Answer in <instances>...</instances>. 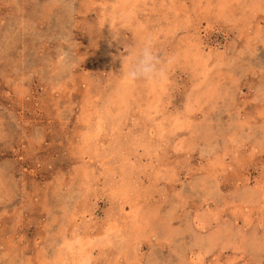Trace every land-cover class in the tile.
Instances as JSON below:
<instances>
[{"label": "rangeland", "instance_id": "obj_1", "mask_svg": "<svg viewBox=\"0 0 264 264\" xmlns=\"http://www.w3.org/2000/svg\"><path fill=\"white\" fill-rule=\"evenodd\" d=\"M0 264H264V0H0Z\"/></svg>", "mask_w": 264, "mask_h": 264}, {"label": "clouds", "instance_id": "obj_2", "mask_svg": "<svg viewBox=\"0 0 264 264\" xmlns=\"http://www.w3.org/2000/svg\"><path fill=\"white\" fill-rule=\"evenodd\" d=\"M125 51L127 55L122 57V64L127 62V68L123 71L127 81L155 80L166 75L165 62L156 50L150 35L145 37L142 45L135 51L131 47L126 48Z\"/></svg>", "mask_w": 264, "mask_h": 264}, {"label": "bare ground", "instance_id": "obj_3", "mask_svg": "<svg viewBox=\"0 0 264 264\" xmlns=\"http://www.w3.org/2000/svg\"><path fill=\"white\" fill-rule=\"evenodd\" d=\"M88 258V257H87Z\"/></svg>", "mask_w": 264, "mask_h": 264}]
</instances>
